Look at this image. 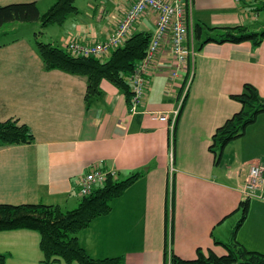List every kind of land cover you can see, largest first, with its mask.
Segmentation results:
<instances>
[{"label":"crops","instance_id":"crops-1","mask_svg":"<svg viewBox=\"0 0 264 264\" xmlns=\"http://www.w3.org/2000/svg\"><path fill=\"white\" fill-rule=\"evenodd\" d=\"M56 1L0 0V5L36 2L44 13ZM127 1L122 17L110 24L105 21L107 7L89 0L64 24L47 27L39 39L66 50L73 41L103 42L134 2ZM192 2L194 23L211 27L243 25L250 13L264 11L262 0ZM155 22L147 13L134 33L153 36ZM35 33L0 44V122L18 119L35 136L31 145L0 149V204L43 203L73 210L89 173L108 172L118 180L141 173L111 202L110 214L78 233L93 258L170 264L173 253L184 260L197 258L199 250L225 255L241 217L238 208L246 199L249 215L236 240L264 253V183L250 197L242 192L252 165H260L264 173V114L226 147L218 165L209 151L216 130L242 107L231 96L251 84L264 99V41L260 46L211 43L197 48L195 76L172 142L167 123L145 114H172L178 107L185 76L170 85L174 57L169 40L147 78L140 113L131 115L126 95L106 80L100 97L88 107L87 79L46 71ZM0 254L7 257L6 264H44L35 231L0 232Z\"/></svg>","mask_w":264,"mask_h":264},{"label":"trees","instance_id":"trees-1","mask_svg":"<svg viewBox=\"0 0 264 264\" xmlns=\"http://www.w3.org/2000/svg\"><path fill=\"white\" fill-rule=\"evenodd\" d=\"M77 0H57L42 13L36 2L0 5V29L12 22L40 23L35 33L37 49L46 71L61 70L87 79L85 101L90 107L101 95V82L108 81L126 95L129 105L133 95L129 77L138 63L144 59L151 34L133 33L125 44L107 59L75 56L66 49L39 40L50 25H62L72 14L78 13ZM262 7L264 8V2ZM194 39L197 48L207 44H243L260 46L264 41V28L253 31L250 27H211L201 22L194 23ZM231 98L241 104L240 111L231 116L212 137L209 151L215 156L218 165L226 147L246 135L247 129L264 114V99L257 88L245 84L239 95ZM185 104V103H184ZM35 136L28 125L18 119L0 122V149L17 145H31ZM141 176L134 173L125 180L108 175L106 180L94 188L88 196L82 197L73 210H64L59 205L39 204H0V232L30 230L40 235V249L44 264H122L123 257L96 259L81 246L78 233L88 228L97 218L111 213V202L121 197ZM250 210V200L240 203L241 217L234 229L233 241L226 245L227 254L214 252L204 254L201 250L197 258L184 260L174 253L170 264H264V253L251 251L236 240V233L245 223ZM7 257L0 254V264H6Z\"/></svg>","mask_w":264,"mask_h":264},{"label":"built area","instance_id":"built-area-1","mask_svg":"<svg viewBox=\"0 0 264 264\" xmlns=\"http://www.w3.org/2000/svg\"><path fill=\"white\" fill-rule=\"evenodd\" d=\"M233 1L235 3L241 2V0ZM147 13L155 16L156 30L151 38L144 59L138 63L135 71L129 77L133 92L129 113L131 115L140 113L146 94L147 78L153 71V63L162 45L169 40L174 57L169 78L170 85L173 86L185 76L178 107L172 114H158L156 112H145V114L152 120L167 123L171 141L173 142L177 120L195 76L197 46L193 33L192 0H134L118 28L108 39L92 45L73 41L68 44L67 50L75 56L104 58L125 44L126 40L134 33L136 25ZM109 174L113 176L111 173L98 170L89 173L81 181V196L90 195L96 186L106 180ZM263 183V169L260 165L254 164L249 169V175L242 192L245 196L250 197Z\"/></svg>","mask_w":264,"mask_h":264},{"label":"rangeland","instance_id":"rangeland-1","mask_svg":"<svg viewBox=\"0 0 264 264\" xmlns=\"http://www.w3.org/2000/svg\"><path fill=\"white\" fill-rule=\"evenodd\" d=\"M89 0H77L76 6L85 7ZM92 3L96 5L107 7L108 13L106 16V23L114 24L120 19L128 5L127 0H91ZM260 15V17H259ZM250 13L251 17H245L246 20L243 22V25L248 26L253 31H260L264 28V11H261L260 14ZM57 26V25H56ZM40 29V23H21V22H12L6 24L3 28L0 29V44L8 43L18 37H33L35 31ZM44 41L43 39H39ZM109 56V55H108ZM108 56H105L104 59H107ZM121 179V178H119Z\"/></svg>","mask_w":264,"mask_h":264}]
</instances>
